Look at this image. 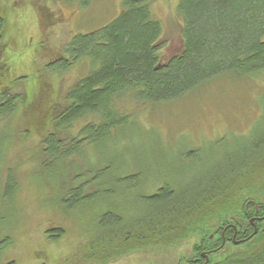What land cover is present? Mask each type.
<instances>
[{
    "label": "trees",
    "instance_id": "trees-1",
    "mask_svg": "<svg viewBox=\"0 0 264 264\" xmlns=\"http://www.w3.org/2000/svg\"><path fill=\"white\" fill-rule=\"evenodd\" d=\"M76 1L81 6L89 2ZM176 13L182 19V49L166 60H160L163 28L150 9V0H121L115 18L96 31L74 35L64 47V55L52 63L66 69L69 64L89 58L93 64L91 71L68 90L61 109L48 112L39 135L45 156L43 163L39 162V172L56 174L59 207L85 204L94 217V232L84 237L76 264H132L131 260L142 255L155 256V251L170 253L168 245L180 246L196 237L188 257L172 258L174 264H184L199 256L198 245L212 242L208 232L216 233L212 231L214 227L229 215L243 211L242 201L226 195L230 189L228 179L233 180L236 171L238 175L242 171L240 179H245L247 171L245 166L239 170V164L244 158L242 164L261 157L260 148L264 155V131L250 143L247 155L242 151L232 154L226 167L193 183L179 187L169 179L150 193L136 191L133 206L120 201L116 207L102 201L110 194L104 184L129 183L125 195L136 190L140 182L141 171L125 174L121 172L125 163L106 159L104 148L108 150L112 144L127 150L128 141L139 135L141 128L129 114L120 111L118 102L121 107L126 97L134 107L161 104L197 89L217 75L252 77L264 71V0H178ZM5 20L0 15V42ZM39 92L41 100L51 101L48 87ZM20 98L19 95V104ZM5 109L0 125L15 113L10 105ZM73 128L76 135L71 138L55 132L59 129L67 133ZM108 140L111 143L101 149ZM92 146L101 149L102 169L86 164L87 170L77 168L75 179L68 181L67 160L86 154V148L90 150ZM228 162L234 164L230 166ZM13 172H8L6 183L9 197L13 194L10 191L16 189L12 186ZM261 179L257 185L260 190L256 191L264 196V174ZM241 189L246 188L240 186ZM243 244L245 247L209 264H264V231L259 230Z\"/></svg>",
    "mask_w": 264,
    "mask_h": 264
},
{
    "label": "rangeland",
    "instance_id": "rangeland-1",
    "mask_svg": "<svg viewBox=\"0 0 264 264\" xmlns=\"http://www.w3.org/2000/svg\"><path fill=\"white\" fill-rule=\"evenodd\" d=\"M177 3L178 0H150V9L163 28L159 39L160 60H166L182 49V19L176 13ZM120 8L121 0H89L85 6L76 0L71 3L0 0V15L6 17L4 40L19 45L21 102L18 111L0 125V231L14 236L11 248L17 251V264L44 262L46 257L35 255L39 245L45 246L49 252L45 264H76L84 237L94 232L95 222L93 214H89L90 207L82 204L81 207L60 208L56 174L46 170L45 173L39 172V162L43 163L45 159L39 137L47 121L44 118L49 111L57 113L61 109L68 90L91 71L93 64L89 58H82L63 69L47 62L64 55V47L74 35L96 31L115 18ZM41 45V50L37 51ZM42 87L49 90L51 101L47 103L40 97L39 89ZM28 90L31 91L27 94ZM123 102L121 107L120 102L117 106L129 114L131 121L139 124V135L132 136L125 151L122 146L114 147L109 140L101 149L110 144V149L104 148L108 155L106 159L125 163L126 167L121 170L125 174L137 171L141 174L137 189L133 188L125 195L124 189L129 183L104 184L110 194L102 201L116 207L120 201L135 205L136 191L150 193L169 179L174 186L188 185L209 172L226 167V161L232 154L242 151V155H247L250 143L264 131V71L252 77L217 75L197 89L161 104L134 107L135 104L127 101L126 97ZM74 128L67 133L59 129L55 132L71 138L76 135ZM101 149L92 146L90 150L86 148L85 156L78 154L69 158L66 168L68 181L75 179L77 168L87 170L85 166L91 165L93 169H102ZM261 151L260 148L258 155L261 157L258 159L244 165V158L239 164V170L245 166V179H240L242 171L240 175L236 171L233 180L228 179L230 189L226 195L242 201L243 206L247 200L264 202V196L256 191L264 174ZM232 164L229 163L230 166ZM12 171L16 189L12 197L5 198L4 181L7 173ZM240 186L246 189L240 190ZM99 205H103L100 200ZM49 222L63 230L61 237L51 238L50 243L44 233ZM58 232L52 230L50 234ZM193 238L195 241L196 237ZM193 240L184 241L180 246L168 245L170 253L155 251V256L142 255L131 263L152 264L155 260L153 264H174L172 258L177 260V257L191 254ZM235 249L238 248L229 247L230 253ZM154 250L159 249L154 247ZM19 252H22L20 257Z\"/></svg>",
    "mask_w": 264,
    "mask_h": 264
},
{
    "label": "flooded vegetation",
    "instance_id": "flooded-vegetation-1",
    "mask_svg": "<svg viewBox=\"0 0 264 264\" xmlns=\"http://www.w3.org/2000/svg\"><path fill=\"white\" fill-rule=\"evenodd\" d=\"M2 32L4 34L0 42V117L6 114L5 108L7 105L13 107L15 113L19 109V45L4 40L6 33L4 30ZM29 41L30 38L27 39V42ZM40 47L42 48V45L38 46L37 51L41 50L39 49ZM60 58V56L54 57L47 64H51V62L53 63ZM16 173L18 175V169H16ZM7 179L8 173L4 185H7ZM12 186L16 188L14 183H12ZM3 191L5 198L9 197L6 195V186H4ZM11 193H13L12 190L10 191ZM10 197L12 196L10 195ZM247 202V204L244 203L241 213L229 215V218L225 222L223 221L214 227L212 231H216V233H211L208 237L209 242H212H204V244L198 245L199 256L184 264H209L210 262L221 260V257L230 255L229 247L243 248L245 247L243 243L247 239L255 235L259 230L264 231V204L261 201L257 202L253 200H247ZM52 230L59 232L56 235L50 234ZM62 231L60 227L57 228L53 223L49 222L48 226L44 229L47 242L50 243V239L59 234L61 237ZM13 238V235L0 231V264L18 263L17 251L11 248L15 242ZM47 252L48 250L43 245H39L38 250L35 251V255L46 257V260L41 262V264H45L49 259ZM20 255H22V252H19V257Z\"/></svg>",
    "mask_w": 264,
    "mask_h": 264
}]
</instances>
